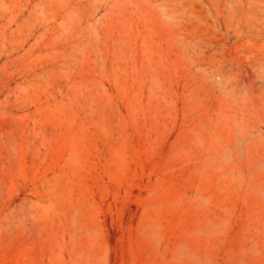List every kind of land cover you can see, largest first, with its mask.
<instances>
[{
  "label": "rangeland",
  "instance_id": "rangeland-1",
  "mask_svg": "<svg viewBox=\"0 0 264 264\" xmlns=\"http://www.w3.org/2000/svg\"><path fill=\"white\" fill-rule=\"evenodd\" d=\"M0 264H264V0H0Z\"/></svg>",
  "mask_w": 264,
  "mask_h": 264
}]
</instances>
